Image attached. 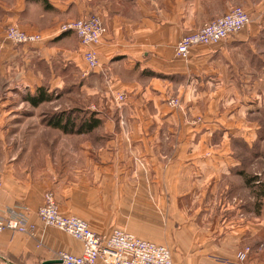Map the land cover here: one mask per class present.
<instances>
[{
	"label": "crops",
	"instance_id": "crops-1",
	"mask_svg": "<svg viewBox=\"0 0 264 264\" xmlns=\"http://www.w3.org/2000/svg\"><path fill=\"white\" fill-rule=\"evenodd\" d=\"M45 1L52 21L22 25L50 36L43 43L14 45L0 25V215L23 212L35 225L34 236L0 234L2 263L43 264L58 260L61 252L82 253L79 240L38 218L48 192L62 215L84 219L100 235L121 229L167 246L173 264H219L217 255L236 262L237 252L261 229L256 215L236 211L256 200L241 179L233 181L244 158L209 145L216 137L209 132L212 124L192 115L207 94L235 93L242 108L251 102L261 74L256 53L264 0ZM237 7L251 15L247 27L219 45L193 48L188 61L177 58L175 46L183 36ZM92 15L107 31L96 48L100 66L89 71L76 35L57 30ZM66 60L79 83L84 78L93 91L105 88L126 100L116 104L120 110L114 116L97 118L100 123L89 134L69 136L73 146L61 133L47 150H35L33 143L41 137L33 132L35 107L12 100L23 90L48 92L43 82L59 87ZM177 96L189 105L191 116L169 105ZM106 106L118 108L113 102ZM11 127H26L25 133ZM255 131H246L248 139ZM233 134L247 139L242 129ZM251 250L243 264H264Z\"/></svg>",
	"mask_w": 264,
	"mask_h": 264
},
{
	"label": "rangeland",
	"instance_id": "rangeland-1",
	"mask_svg": "<svg viewBox=\"0 0 264 264\" xmlns=\"http://www.w3.org/2000/svg\"><path fill=\"white\" fill-rule=\"evenodd\" d=\"M42 2V0H0V25H5V38L8 27H16L23 32L40 35L44 41H46L47 38L49 39L50 36H45L41 31L28 32L24 30L22 26L48 25L49 22L52 21L50 16L49 18H47V14L43 8L44 4ZM71 18L76 17L73 16ZM60 27L61 26H59L57 30L58 32ZM54 35L56 34H53L51 37H53ZM259 38L260 42L258 44L256 54L259 57L258 59L260 60L257 63V69L259 74H261L256 77L257 79H255V83H257V85L255 90L253 91V94H249L248 98L251 100V102L248 105H245L244 108L240 107L238 103L239 96L237 94L214 93L207 94L206 96L201 98L200 101H202L203 105H197L199 109L197 110V113L192 115L189 105L185 103L182 97L177 96L173 98H177V100L179 101V105L176 109H178L179 111H183V113H186L190 116L192 115V117L195 120H198L200 123L204 121L206 124L207 122L208 124H212L209 132L216 135V137L213 139L214 141L209 142V145H218L219 147L228 148L240 153L243 156V164L238 173H236L240 177L235 176L233 178V181L238 182V178L241 179V181L249 190L250 195L255 197L256 200L252 202L251 205H248V203L244 205L242 203V209H236V211L240 210L242 213H252L254 216L256 215V217L258 218V225L259 227H261V229H259L258 234L255 236L254 242L250 241L249 243L244 244L242 249L245 247H249L250 249L254 248V250H256L255 255L259 256L261 260H264V28L261 30ZM7 41L12 43L9 40ZM43 42L26 45H37ZM71 42L72 44L74 43L77 49V39L74 37V41ZM14 45L26 46L25 44ZM82 50L84 52V48ZM66 61V68L64 70L65 80H63V83H61L59 87H57V84L54 83H41V85L45 86L44 89L48 90V92L46 93L52 97V101L45 102L40 106L35 107V109L33 110V122L35 124V127L37 126L36 128L34 127L33 132L36 135H40L43 139L48 137L50 141L44 143L42 142V138L40 137L39 141L33 143L35 150H47L49 146L57 143V137L58 135H61V133L66 135L65 141L67 145L73 146V138L68 137L73 135H80L77 134L76 131L73 133H64L59 129L51 127L49 125V121L51 120L53 115L64 114L66 117H71L72 120L76 121L77 124H79L82 119H88L90 116L92 117V115H94V118H98L100 120V117L105 118L114 116V111H116V109L120 110L116 104H121L126 100V96L124 94H116L115 96H112L111 94L105 93V88H102V91L99 90V92L93 91L92 88L86 85L84 78L83 81L79 83L78 79L73 76V66L69 65V60ZM54 68L56 70L57 66H55ZM26 92L23 90V92L15 96L12 101H15L16 103L25 101V94L28 93V96H30L31 94L30 91H28L27 93ZM36 94L37 93L33 95ZM120 95L124 97L122 101L119 100ZM108 102L115 103V106L118 108L111 107L110 109L106 106ZM22 112H25L24 108L22 109ZM17 121L22 122L23 118H18L15 122ZM250 121L252 122L251 125L247 123ZM40 126H42L43 129H40ZM214 127L216 129L215 132L212 131ZM253 127L256 131L255 133H252V140H250L248 139L246 131H249ZM25 128L26 127H23L22 130V127H11V131L16 130L17 133H25ZM239 129H242L243 132H245V138L247 137L246 140L240 138V136H234V130L238 132ZM24 144L25 143L23 142V145ZM240 171H242V173L245 175L242 176L241 173L239 174ZM246 177H252L256 179L255 181L247 185L244 179ZM49 193L53 194L52 192H48L46 194ZM242 196H244V194ZM248 256L244 262L248 260ZM214 259L219 264L235 262L230 261L226 257L220 255L215 256ZM0 264H3L1 260Z\"/></svg>",
	"mask_w": 264,
	"mask_h": 264
},
{
	"label": "built area",
	"instance_id": "built-area-1",
	"mask_svg": "<svg viewBox=\"0 0 264 264\" xmlns=\"http://www.w3.org/2000/svg\"><path fill=\"white\" fill-rule=\"evenodd\" d=\"M251 23V15L243 8L237 7L224 16L204 24L199 29L183 36L175 46L177 58L188 61L193 48L197 46L219 45L224 40L239 33ZM73 33L84 48V59L89 71L100 66L96 48L102 43L106 28L97 15L87 16L62 24L59 34ZM6 39L13 44H36L43 42L40 35L23 32L16 27H8ZM122 95L119 100H123ZM169 105L177 108L179 101L172 99ZM38 218L45 227L57 228L83 245L80 255L61 252L57 259L61 264H173L171 250L164 245L140 239L120 229L108 235L93 231L87 221L76 216H64L53 194L45 195L43 205L37 211ZM14 233L34 236L35 225L25 213L0 215V234ZM251 249L245 247L237 252L236 262L243 263Z\"/></svg>",
	"mask_w": 264,
	"mask_h": 264
},
{
	"label": "trees",
	"instance_id": "trees-1",
	"mask_svg": "<svg viewBox=\"0 0 264 264\" xmlns=\"http://www.w3.org/2000/svg\"><path fill=\"white\" fill-rule=\"evenodd\" d=\"M26 101L29 102L32 106L38 107L45 102L52 101V97L44 91H38L36 95H30L26 97ZM93 116L94 115H92V117L90 116L88 119H82L80 123L77 124L76 121L72 120L71 117H66L64 114H55L49 121V125L55 129L63 131L64 133H73L76 131L77 134H86L90 133L100 123L99 120L94 118ZM240 173L242 174V176L245 175L242 173V171H240L239 174ZM244 179L245 183L249 185L250 183L255 181L256 178L246 177Z\"/></svg>",
	"mask_w": 264,
	"mask_h": 264
},
{
	"label": "water",
	"instance_id": "water-1",
	"mask_svg": "<svg viewBox=\"0 0 264 264\" xmlns=\"http://www.w3.org/2000/svg\"><path fill=\"white\" fill-rule=\"evenodd\" d=\"M43 264H61V261H59V260H53V261L44 262Z\"/></svg>",
	"mask_w": 264,
	"mask_h": 264
}]
</instances>
